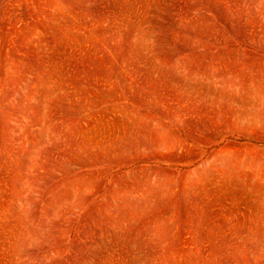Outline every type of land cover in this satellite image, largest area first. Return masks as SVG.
<instances>
[{
	"label": "rangeland",
	"instance_id": "374dc122",
	"mask_svg": "<svg viewBox=\"0 0 264 264\" xmlns=\"http://www.w3.org/2000/svg\"><path fill=\"white\" fill-rule=\"evenodd\" d=\"M0 264H264V0H0Z\"/></svg>",
	"mask_w": 264,
	"mask_h": 264
}]
</instances>
